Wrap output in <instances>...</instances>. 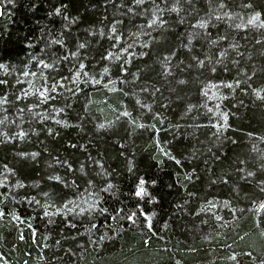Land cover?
Segmentation results:
<instances>
[{
    "label": "trees",
    "instance_id": "obj_1",
    "mask_svg": "<svg viewBox=\"0 0 264 264\" xmlns=\"http://www.w3.org/2000/svg\"><path fill=\"white\" fill-rule=\"evenodd\" d=\"M0 6V264H264V0Z\"/></svg>",
    "mask_w": 264,
    "mask_h": 264
},
{
    "label": "rangeland",
    "instance_id": "obj_2",
    "mask_svg": "<svg viewBox=\"0 0 264 264\" xmlns=\"http://www.w3.org/2000/svg\"><path fill=\"white\" fill-rule=\"evenodd\" d=\"M1 9L2 8L0 6V12H1ZM30 81H31V79H30ZM217 86H219V85H217V84L213 85V83L212 84L208 83L205 87V92L207 93V95H209L211 98L216 97L217 94L215 95V93H216L215 90L219 91V88ZM225 119H226V117H224V114H222V115L219 114V119H217L215 121V123L217 124L218 127L219 126L221 127L223 122H225ZM2 124H3V120H0V125H2ZM19 132H20V134L24 133V132H22V130H19ZM44 195L47 196L48 194H44ZM65 204L66 205H64V207L61 209H59V208H56V209L52 208L51 209V207H48V208H49V211H52L53 213H59L60 211H62L61 212L62 214H67V212L71 211V209H79V208L81 209V207L79 205H77L75 201H71L70 203H65ZM67 205L69 208H67Z\"/></svg>",
    "mask_w": 264,
    "mask_h": 264
},
{
    "label": "snow or ice",
    "instance_id": "obj_3",
    "mask_svg": "<svg viewBox=\"0 0 264 264\" xmlns=\"http://www.w3.org/2000/svg\"><path fill=\"white\" fill-rule=\"evenodd\" d=\"M57 13H59V8L56 10ZM115 31V30H114ZM47 67V65H45ZM25 75H28L27 73H25ZM230 87V86H229ZM43 93H41L42 95ZM177 163H179V161H177ZM59 179V178H57ZM144 185H145V181L143 179H140L139 180V187H138V190L135 192V196L136 197H144V196H147L148 193L145 191V188H144ZM262 208H264V205H261ZM81 211H84V209H81ZM101 211H106L104 209H101ZM57 214H61V213H57ZM2 215V214H0ZM45 216H49V213L48 212H45ZM129 219H132V216H129ZM51 222V220L49 221Z\"/></svg>",
    "mask_w": 264,
    "mask_h": 264
},
{
    "label": "clouds",
    "instance_id": "obj_4",
    "mask_svg": "<svg viewBox=\"0 0 264 264\" xmlns=\"http://www.w3.org/2000/svg\"><path fill=\"white\" fill-rule=\"evenodd\" d=\"M254 94L256 96V99H258V100H264V90H261L259 92H255Z\"/></svg>",
    "mask_w": 264,
    "mask_h": 264
}]
</instances>
